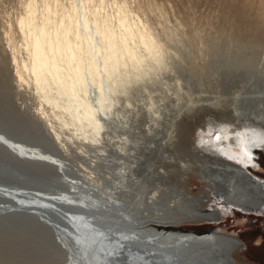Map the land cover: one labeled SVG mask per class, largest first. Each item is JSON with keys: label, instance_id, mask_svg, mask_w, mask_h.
I'll use <instances>...</instances> for the list:
<instances>
[{"label": "bare ground", "instance_id": "bare-ground-1", "mask_svg": "<svg viewBox=\"0 0 264 264\" xmlns=\"http://www.w3.org/2000/svg\"><path fill=\"white\" fill-rule=\"evenodd\" d=\"M86 1L85 16L95 31L83 41L76 22ZM172 2L23 0L14 24L3 26L0 87L40 121L35 125L57 150L81 156L83 165H75L80 183L70 185L69 193L103 211L97 218L104 224L95 221V228L84 217L69 219L68 233L57 230L50 241L55 264L67 258L70 264L256 263L245 252V240L220 223L230 214L264 216V181L252 171L259 164L254 157L264 152V77L262 91L223 99L215 69L232 51L260 47L264 0L237 3L254 8L250 25L245 11L236 17L228 1L222 21L206 27L192 24L188 12H173L170 22L166 6ZM148 12L164 16L162 28L172 31L164 39ZM204 40H212L214 49L204 50ZM135 83L147 90L136 87L128 97ZM67 88H84L95 98L90 108L105 109L100 122L90 109L76 116L64 111L69 104L60 92ZM76 118L84 119L90 139L69 132V125L83 128ZM204 198L207 203H200ZM18 204L23 202H13ZM199 222L210 224L188 229Z\"/></svg>", "mask_w": 264, "mask_h": 264}, {"label": "rangeland", "instance_id": "rangeland-1", "mask_svg": "<svg viewBox=\"0 0 264 264\" xmlns=\"http://www.w3.org/2000/svg\"><path fill=\"white\" fill-rule=\"evenodd\" d=\"M22 1L23 0H0V49L4 45L6 46L5 34L3 33V26L7 25L8 24L7 22H13L16 13H18L19 11L23 12L22 9H24V6L22 5L23 3L21 4ZM228 1L231 4H234V6L237 5L235 7L232 5L233 8L231 7L232 8L231 10L234 11L236 10L235 12L230 10L235 14L236 17H238L239 13H241V9L245 11V18L249 17L248 25H250L249 23L252 22L250 20L254 19L253 16L254 8L251 6V4L250 7L247 6L248 9L243 8L242 7L243 5L242 6L238 5L242 3V0H171L172 5L166 6V16L170 20V22H173L174 20L173 12L175 11H179L180 13L188 12L194 19L192 24H194L195 22L196 23L199 22L200 24H204V26L206 27L208 22L212 21V23L217 24L219 23V21H222L223 19L222 8L224 7V5L228 3ZM219 5L221 9L219 8ZM238 6L240 8H238ZM184 8L187 9L185 10ZM246 10L247 12L248 11L250 12L247 13L248 15L246 14ZM150 13L151 12H148L147 16L155 21V25L157 29H159L158 31L161 33L162 38L163 36H166L168 33H170L171 30L166 31L162 28V24L166 23L164 16L156 15L154 13L150 14ZM170 14L173 17H171ZM214 15L215 18L213 17ZM249 15H252V18H250ZM177 28L180 29L179 26ZM181 29H183V31L187 29L188 31L187 27H182ZM250 33L251 31L248 30L246 31V34H250ZM263 35L264 32L257 36L259 43L262 41L260 43V47L252 49L248 53L245 52L236 53L235 51L234 52L232 51L228 56L227 63L215 69L216 78L219 81V85L217 86V89L219 90V95L221 98L223 99L227 97L230 98L232 95L238 94L240 92H249V91L260 92L263 90L262 88V81L264 77V45H263L264 36ZM167 38L169 37L167 36ZM192 39L195 41L196 45L197 44L199 45V40L196 37ZM219 42L220 43L222 42V38H219ZM201 47L207 51H211L212 49H214L212 40H204ZM17 55L19 56L18 53ZM218 56L219 54H217L216 58ZM218 61H220V59H218L217 62ZM4 67L5 69H8V65L6 66L5 64ZM13 98L9 95L7 90L4 91L3 88L0 87V126H4L8 128L10 131L16 133L17 135L25 139H28L30 141H35L39 143L42 147H45L46 149H49L54 152H61L57 150L58 148L51 141H49L46 136H44L46 135L44 131L38 128L40 127V125L37 127L40 121L38 122L32 116L31 118L30 114H28L24 108L23 109L18 108L16 104L17 101L19 100L15 99L14 96ZM31 101L35 109L39 113L38 107L32 97H31ZM222 115L225 116L227 114L222 113ZM219 117L222 116L219 115ZM222 118L224 119V117ZM28 120L30 122H28ZM34 121H36L37 123ZM17 145L20 148L21 152L31 156V157L25 156L26 159L49 163L48 161H45L46 158L45 153L27 149L21 143ZM85 153H87L89 157H93L94 155V151L91 150H88ZM63 154L67 155V158L70 161L72 160L71 162L72 163L74 162L73 163L74 165H79V163L81 166L83 165V159L81 158V156L76 155V152L73 151L72 149L68 150L66 153ZM69 154L73 155V157ZM75 155L77 157H75ZM73 158L75 159L74 161ZM254 159L257 161L256 163L259 164L256 167L252 166L253 169L252 171H254L253 173L255 177L257 178L261 177L260 179L264 181V152L262 150L261 152L259 151L257 156L254 157ZM253 164L256 165L255 163ZM74 171L76 173V170ZM79 183H80V179L78 177V180H74V182H72L71 185H76ZM31 200L34 199L29 198V201ZM47 200H49V203H55L54 200L51 199H47ZM55 200H62L60 203H65V205L71 207H78L82 209L84 213L91 212L95 214V221L100 223L99 225L104 224L103 219L99 220L97 218V216L103 212L102 209L101 208L96 209L94 204L84 202L78 196H75L74 198L60 197V198H55ZM75 200L79 201L81 204L72 203ZM42 201L45 202V200ZM201 202L207 203L205 198L201 200L200 203ZM16 206H21V205L18 204ZM51 210H53L54 212H60L55 208H51ZM248 215L250 216L249 219L247 218V216L230 214V216L227 217L226 221L221 222L220 225L225 227V229L228 232L237 233L238 236L241 237V239L245 240V243L247 244V247L245 248V252L248 257H250L251 259L254 258L253 260L256 261V263L259 262L260 264H264V221H263L264 216L255 212H251ZM70 222L73 225V222L72 221ZM209 224L210 223L207 222L206 223L199 222L191 226H188V229H190L189 227H191L194 230H205L207 229ZM70 229L71 227L69 223H66L65 226L63 227H59V228L56 227V230L67 233ZM51 238L52 237H50V235L48 234V232H46V230L38 227L35 223L31 221L19 222L15 226H10L9 228L8 227L0 228V264H55L53 258H51L52 257V250L50 248ZM250 258L247 259L250 260Z\"/></svg>", "mask_w": 264, "mask_h": 264}, {"label": "water", "instance_id": "water-1", "mask_svg": "<svg viewBox=\"0 0 264 264\" xmlns=\"http://www.w3.org/2000/svg\"><path fill=\"white\" fill-rule=\"evenodd\" d=\"M0 134V207H5L0 209V228L31 221L46 230L50 237L58 238L56 227H63L66 223L71 226L69 219L74 220L77 217H86L88 221H92L90 225L95 228V214L84 213L78 207H71L60 203L62 200H55L60 197L77 196L69 193L74 189L70 186L71 183L78 180V177L74 171L75 165L67 156L62 152L46 149L4 126H0ZM19 143L47 154L51 157L45 158L49 163L26 159L25 156H31L21 152L17 145ZM29 198L34 200L29 201ZM47 199L54 200L55 203H49ZM14 201H22L23 204L15 206ZM72 203L81 204L77 200ZM51 208L61 211L66 217L52 212ZM67 259L64 264H70Z\"/></svg>", "mask_w": 264, "mask_h": 264}]
</instances>
